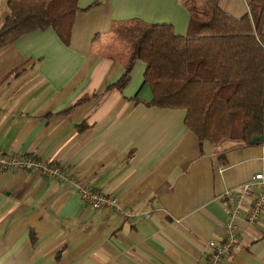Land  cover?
Listing matches in <instances>:
<instances>
[{
    "label": "crops",
    "instance_id": "0c3cea01",
    "mask_svg": "<svg viewBox=\"0 0 264 264\" xmlns=\"http://www.w3.org/2000/svg\"><path fill=\"white\" fill-rule=\"evenodd\" d=\"M217 4L249 13L246 0ZM9 14L0 0V25ZM189 20L183 0H77L68 42L47 27L0 45V151L60 164L117 201L94 210L71 183L0 171V264H206L228 219L221 195L264 169L263 143L200 141L184 109L147 106L141 60L108 88L130 52L115 26L166 23L183 36ZM235 223L223 264H264V211Z\"/></svg>",
    "mask_w": 264,
    "mask_h": 264
},
{
    "label": "trees",
    "instance_id": "16d2710c",
    "mask_svg": "<svg viewBox=\"0 0 264 264\" xmlns=\"http://www.w3.org/2000/svg\"><path fill=\"white\" fill-rule=\"evenodd\" d=\"M183 2L190 12L183 36L166 23L123 27L129 57L108 88L121 90L141 60L152 94L147 106L184 109V124L200 141L250 143L264 130V0H246L249 13L240 18L217 0ZM8 6L0 45L47 27L68 42L77 0H8Z\"/></svg>",
    "mask_w": 264,
    "mask_h": 264
},
{
    "label": "built area",
    "instance_id": "2783aa9c",
    "mask_svg": "<svg viewBox=\"0 0 264 264\" xmlns=\"http://www.w3.org/2000/svg\"><path fill=\"white\" fill-rule=\"evenodd\" d=\"M0 171H25L58 180L62 185L71 183L79 191L80 201L91 209L116 208V198L87 185H79L60 164L40 160L31 155L4 153L0 151ZM227 208L228 219L223 237L219 242H210L206 264H223L225 255L239 243V229L235 219L242 216L250 224L259 221L264 211V169L235 188L227 189L221 195ZM121 213L122 210L119 209Z\"/></svg>",
    "mask_w": 264,
    "mask_h": 264
},
{
    "label": "rangeland",
    "instance_id": "374dc122",
    "mask_svg": "<svg viewBox=\"0 0 264 264\" xmlns=\"http://www.w3.org/2000/svg\"><path fill=\"white\" fill-rule=\"evenodd\" d=\"M123 33H124V31H123V27L122 26H115V30L113 31V35H114V37H116L115 38L116 42L123 40V38H124V37H122Z\"/></svg>",
    "mask_w": 264,
    "mask_h": 264
},
{
    "label": "water",
    "instance_id": "95a60500",
    "mask_svg": "<svg viewBox=\"0 0 264 264\" xmlns=\"http://www.w3.org/2000/svg\"><path fill=\"white\" fill-rule=\"evenodd\" d=\"M250 142L251 143H263V146H264V130L261 135L252 137Z\"/></svg>",
    "mask_w": 264,
    "mask_h": 264
}]
</instances>
